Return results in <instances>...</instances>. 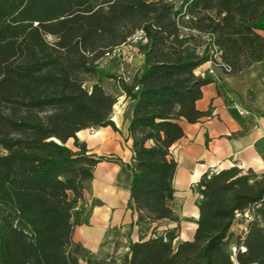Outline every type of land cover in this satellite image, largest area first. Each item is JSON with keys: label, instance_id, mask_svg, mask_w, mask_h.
<instances>
[{"label": "trees", "instance_id": "obj_1", "mask_svg": "<svg viewBox=\"0 0 264 264\" xmlns=\"http://www.w3.org/2000/svg\"><path fill=\"white\" fill-rule=\"evenodd\" d=\"M136 29L148 38L143 64L117 80L132 101L128 206L137 221L177 226L130 243L119 259H92L72 234L106 157L89 153L76 133L117 130V99L99 79L86 88L85 75L100 73L97 60ZM209 60L216 78L197 72ZM261 60L264 0H0V264H234L230 244L237 264H264V172L204 173L192 240L173 243L179 217L170 206V147L184 135L182 121L210 114L196 107L202 86ZM245 210L252 218L235 233V214Z\"/></svg>", "mask_w": 264, "mask_h": 264}, {"label": "crops", "instance_id": "obj_2", "mask_svg": "<svg viewBox=\"0 0 264 264\" xmlns=\"http://www.w3.org/2000/svg\"><path fill=\"white\" fill-rule=\"evenodd\" d=\"M179 3L178 0H173ZM135 72L143 64V54L132 60ZM205 62L197 72L211 68ZM213 78L219 75V68ZM120 101V102H119ZM117 112L112 120L117 127L85 128L76 133L88 152L104 156L93 170L89 191L84 194L81 217L72 238L82 244L92 259H119L129 244L161 234L177 226L176 221L162 219L137 221V213L128 206L132 161L128 124L132 101L120 94ZM200 111H210L200 121H182L184 135L170 147V157L177 163L172 180V210L179 217L178 235L174 244L192 240L199 215L196 184L204 173L237 166L255 173L264 172V60L256 61L237 75H222L202 86V96L196 101ZM73 138L66 145L76 149ZM70 142V144L68 143ZM0 154L6 151L1 148ZM82 264H86L82 261Z\"/></svg>", "mask_w": 264, "mask_h": 264}, {"label": "built area", "instance_id": "obj_3", "mask_svg": "<svg viewBox=\"0 0 264 264\" xmlns=\"http://www.w3.org/2000/svg\"><path fill=\"white\" fill-rule=\"evenodd\" d=\"M148 42V38L145 34V32L142 29H136L133 33H131L129 36L125 38L124 41H122L120 44L116 45L115 47L111 49H107L104 54L97 60L98 66L102 67L103 65L107 64L108 62L117 60L120 63H126V62H132L134 57L138 54H140L139 46L142 44H145ZM212 58L219 60V53L214 47L210 52ZM208 62L211 63V60ZM212 64V63H211ZM214 65L212 64L211 68L207 71L201 70L198 73L201 76H204L205 74H215ZM125 81H129L128 77H124ZM252 216L250 214V211L245 210L243 212H236L235 214V220L234 222H237V230H233L235 233L243 234V232L246 230V225L251 219ZM233 222V223H234ZM231 251V258L234 262V264H237L235 260V254L237 251V246L235 244H230L229 246ZM239 249L243 251L245 249L244 246H240Z\"/></svg>", "mask_w": 264, "mask_h": 264}, {"label": "rangeland", "instance_id": "obj_4", "mask_svg": "<svg viewBox=\"0 0 264 264\" xmlns=\"http://www.w3.org/2000/svg\"><path fill=\"white\" fill-rule=\"evenodd\" d=\"M179 1V0H178ZM51 39V37H49ZM132 62H126V63H120L117 60L108 62L107 64L103 65L102 67L98 66V70L100 73H98L96 76H91L89 74L85 75L86 82L85 87L89 88L90 85L95 81V79H99L100 83L103 85L106 90L111 92L113 95L116 96V103H115V109L114 113L117 112V107L122 105H119V98L120 94H123L121 89L117 85V80L124 79V77H128L129 80L133 77L136 69V64H131ZM119 101V102H118ZM70 144V142H68ZM0 147V152H1ZM237 222L233 223L232 229L237 230ZM233 241V240H232ZM174 243V242H173Z\"/></svg>", "mask_w": 264, "mask_h": 264}]
</instances>
